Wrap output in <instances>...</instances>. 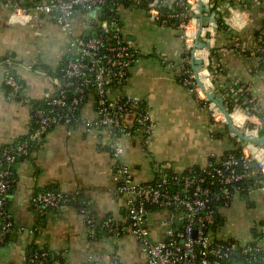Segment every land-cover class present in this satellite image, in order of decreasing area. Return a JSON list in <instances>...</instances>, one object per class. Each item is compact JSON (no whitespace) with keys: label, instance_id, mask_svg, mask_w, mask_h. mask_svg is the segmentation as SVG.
Listing matches in <instances>:
<instances>
[{"label":"crops","instance_id":"obj_1","mask_svg":"<svg viewBox=\"0 0 264 264\" xmlns=\"http://www.w3.org/2000/svg\"><path fill=\"white\" fill-rule=\"evenodd\" d=\"M163 1L168 11L175 10L181 3H191L194 16L188 36L182 35L178 25L170 22L164 27L151 20L147 12L151 0H125L119 7L123 33L141 53L140 60L130 70L129 81L120 92L144 100L155 122L149 141L138 135L121 138L125 146L122 161L130 166L134 179L140 182L156 181L162 168L182 173L192 167L218 163L247 143L232 131L221 108L220 113H213V101L198 98L181 80L186 60L190 61L195 74L194 59L204 60L202 69L196 74L198 82L206 88L214 87L224 104L225 93L241 86L264 112V71L259 58L252 52L257 41L255 32H264V0ZM74 23L76 35L95 30V21L81 12L76 14ZM189 38L197 47L195 58L186 57ZM73 54L69 37L51 18L42 17L36 28L14 22L11 9L0 0V57L13 55L17 58L16 71L25 84L23 97L31 101L8 98L0 71V147L29 135L34 103L43 101L55 90L58 77L50 70L60 68ZM208 61L211 70L206 66ZM27 65L33 68L28 69ZM95 116V102L91 100L81 110V118L94 119ZM246 118L243 113L232 114L237 128L241 125L238 120L245 122ZM134 120L133 114H127L123 124L132 127ZM261 155L264 156V149ZM114 166L108 138L102 129L88 130L83 123L59 124L50 129L33 153L14 166L9 211L16 229L8 244L0 248V264H30L28 256L34 246L61 255L63 264H86L90 259L97 264H112L116 255L125 264H146L147 255L134 235L103 234L93 239L74 205L51 210L45 216H39L34 210L35 194L56 188L87 198L100 219H123L126 198L117 191ZM233 201L220 210L219 223L211 231L212 237L220 239L217 233L227 217L233 209H246L241 201H247L251 218L245 234H239V240L233 241L241 245L252 243L256 239L253 229H264V189L250 186L244 196L237 191ZM167 215L162 212L153 216L154 238L163 237L158 220Z\"/></svg>","mask_w":264,"mask_h":264},{"label":"built area","instance_id":"obj_2","mask_svg":"<svg viewBox=\"0 0 264 264\" xmlns=\"http://www.w3.org/2000/svg\"><path fill=\"white\" fill-rule=\"evenodd\" d=\"M120 1L4 0L11 9L14 22L36 28L42 17L51 18L69 37L74 54L63 67L62 77L55 80L54 93L43 99L45 107L34 108L33 129L28 138L14 146L0 148V246L6 242L15 224L8 209L14 166L28 158L32 146L56 125L83 123L88 130L102 129L108 138V149L115 162L114 181L118 193L126 198L125 215L123 219H100L90 201L81 194L40 190L33 199L34 210L39 216L78 202L91 238H95L99 229L116 237L132 234L147 255L146 264H264V229L259 231L258 238L245 245L214 238L211 234L220 210L232 203L235 193L241 190V184L259 175L264 179V156L261 155L264 147L247 142L241 154L229 153L218 163L192 167L182 173L162 168L160 177L152 182L136 181L130 166L122 161L125 146L121 138L138 135L149 141L155 122L144 100L120 92L129 81L131 68L141 57L140 50L123 33ZM163 4V0H151L147 9L150 19L164 27L173 19H179L185 37L188 36L194 16L191 3H181L170 13L162 11ZM78 12L97 22V33L91 30L76 35L74 20ZM102 12L106 14L104 19L100 18ZM186 45L189 52L196 47L192 38ZM252 52L259 58L264 71V32L258 37ZM18 65L19 61L12 55L0 58L7 96L10 99L23 98L30 103V99L23 97L25 84L18 77ZM206 66L211 68L209 61ZM27 68L32 69L33 66L27 65ZM181 80L198 98L209 101L207 93L214 91V87L206 88L204 85L203 88V84H199L189 60L182 67ZM229 93L231 99L225 96V101L234 102L231 114L242 112L254 127L246 133L252 137L258 135L259 129H264V117H261L262 111L249 97L247 89L236 86ZM91 100L95 102L96 116L94 119H82L80 111ZM211 105L215 113L220 110L216 103ZM127 114L134 115L132 127L123 124ZM260 187L264 189V184ZM153 208L160 214H168L158 220L162 238L152 236L148 214L155 215ZM62 259L60 256L51 257L46 251H34L28 256L30 264H63ZM113 261L114 264H125L118 255L113 257ZM86 264L97 263L90 259Z\"/></svg>","mask_w":264,"mask_h":264},{"label":"trees","instance_id":"obj_3","mask_svg":"<svg viewBox=\"0 0 264 264\" xmlns=\"http://www.w3.org/2000/svg\"><path fill=\"white\" fill-rule=\"evenodd\" d=\"M123 1H125V0H121L120 2L122 3ZM177 9V8H176ZM162 11L164 12V13H170V12H172V11H168V8L167 7H165V6H163L162 7ZM106 17V14L104 13V12H102V14L100 15V18L101 19H104ZM96 24H97V22L95 21V26H96ZM171 25H174V26H177V19H173L172 21H171ZM178 26H180V25H178ZM97 31L98 30H93V33H97ZM261 35V33H260V30H258V31H256L255 32V36H256V40L258 39V37ZM13 56V55H12ZM191 57V53L190 52H188L187 54H186V57ZM4 57V56H3ZM15 57V56H14ZM1 58V57H0ZM70 58H72V56H70L69 57V59ZM68 59V60H69ZM68 60L67 61H65V63L60 67V68H58V69H56L55 71L54 70H50L51 71V73L52 74H54V75H56L57 77H62V69H63V67L66 65V63L68 62ZM44 69H48L49 70V67H45ZM211 69V68H210ZM19 77V76H18ZM20 78V77H19ZM238 87H241V86H238ZM225 96H227L228 98H230L231 97V94L229 93V91L228 92H226L225 93ZM231 99V98H230ZM226 102V101H225ZM45 102L44 101H38V102H36V103H34V108L35 107H45ZM226 104V107L228 108V110L230 111V113H232L233 112V107H234V102L233 101H230V102H226L225 103ZM85 106V105H84ZM82 109H83V107H82ZM33 111H34V109H33ZM81 112V111H80ZM81 114V113H80ZM260 115H261V117H264V112H261L260 113ZM73 124H75V123H73ZM32 129H33V125H32ZM261 134L262 135H264V131H261ZM28 138V135L26 136V137H24V138H22V139H20V140H18L17 142H15V143H13V144H11V145H8V146H14V145H16L17 143H19L20 141H24L25 139H27ZM40 142V141H39ZM39 142H37V143H35L33 146H32V149H31V154L33 153V151L35 150V148H36V146L38 145V143ZM8 146H3V147H8ZM1 148V147H0ZM241 147H238L235 151H233V152H230V153H236V154H241ZM229 154V153H228ZM20 162V161H19ZM13 180L15 181V175H13ZM13 184H14V182L12 183V186H13ZM264 184V179H263V177L262 176H258V177H255V178H253V179H251V180H247V181H244L242 184H241V190H240V192L242 193V195L244 196L245 195V192H246V189L247 188H250V186L252 187V186H262ZM11 189H12V187L10 188V190H9V195H10V191H11ZM45 190H58V189H56V188H47V189H45ZM9 199H8V209H9ZM70 205H74L75 207H77L78 209H79V203L78 202H72V203H70L68 206H70ZM51 211V210H50ZM153 211H154V213L155 214H158V211H156V209L155 208H153ZM219 219H220V213H219ZM219 219H218V222H217V224L212 228V230L215 228V227H217V225H218V223H219ZM15 223V222H14ZM15 229H16V224H14V226L11 228V230H10V233L8 234V236H7V239H6V242L4 243V244H2L1 246H0V248L2 247V246H5V245H7L8 244V242L10 241V239H11V235H12V233L15 231ZM252 233H253V236L255 237V238H258L259 237V230H257V229H253V231H252ZM103 234H107L105 231H103V230H101V229H99L98 230V232H97V234H96V236H95V238H98L100 235H103ZM94 238V239H95ZM34 251H46V252H49L50 253V256L51 257H55V256H60V257H62L61 255H59V254H57V253H54V252H52V251H50V250H48V249H41V248H38V247H36V246H34L33 248H32V250L30 251V253H32V252H34ZM264 256V255H263ZM62 261H63V259H62ZM112 264H114V261H113V263Z\"/></svg>","mask_w":264,"mask_h":264},{"label":"rangeland","instance_id":"obj_4","mask_svg":"<svg viewBox=\"0 0 264 264\" xmlns=\"http://www.w3.org/2000/svg\"><path fill=\"white\" fill-rule=\"evenodd\" d=\"M39 39H41V37H39ZM213 113H215V109L213 108L212 110ZM239 114H242V112H238ZM217 115V114H215ZM239 123L241 125H238L239 129L244 130V132L247 131H251L254 129V127H252L253 124H251L252 122H249L246 118L245 122H241L240 120H238ZM242 124H245L242 125ZM245 127V128H244ZM260 131L257 132V134L259 135L261 131H264V129L260 128ZM234 204L237 201H233ZM246 205V209H244L243 207H238L236 209H233L232 212L229 216V218L227 217L224 226L222 227V229L219 231V233H217L218 237H220V239L223 240H239V238L237 237L239 234L244 235L245 234V228H247V224L248 221L251 218V215L249 214L248 210V202L247 201H241V205ZM244 236H242L243 238Z\"/></svg>","mask_w":264,"mask_h":264},{"label":"water","instance_id":"obj_5","mask_svg":"<svg viewBox=\"0 0 264 264\" xmlns=\"http://www.w3.org/2000/svg\"><path fill=\"white\" fill-rule=\"evenodd\" d=\"M177 25H180V20L179 19H177ZM181 33H182L183 36L185 35L184 30H182ZM197 44H200V42L198 40H197ZM203 45H204V43H203ZM201 47H202V45H201ZM198 48H200V46H198ZM196 49H197V47L193 48V50L190 52L191 55H192V58H195L194 52L196 51ZM203 63H204V60H201V59L200 60L194 59V61H193L194 67H196L195 68V72H196L197 75H198V72L202 69V64ZM202 87L204 88V85H202ZM207 97H208L209 100H211L214 103H216L217 106L222 109L223 113L225 114V116L228 119V123L230 124V126L232 128V131H234V133H236L241 140H243L245 142H251V143L260 145L262 147L264 146V135L252 137L249 134L244 133V130L239 129V128H237L234 125V121L232 119V114L229 112V110L225 106L224 99L222 97H217L215 91L207 93ZM146 206H147V208L149 210L151 209L149 204H147ZM152 218H153L152 213H149L148 214L149 222H152Z\"/></svg>","mask_w":264,"mask_h":264},{"label":"bare ground","instance_id":"obj_6","mask_svg":"<svg viewBox=\"0 0 264 264\" xmlns=\"http://www.w3.org/2000/svg\"><path fill=\"white\" fill-rule=\"evenodd\" d=\"M240 112V111H239ZM217 113H220V110H217Z\"/></svg>","mask_w":264,"mask_h":264}]
</instances>
